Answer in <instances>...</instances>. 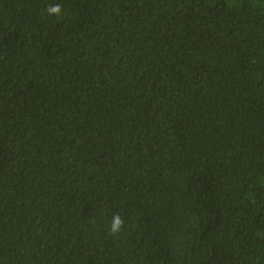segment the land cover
<instances>
[{
	"label": "trees",
	"instance_id": "trees-1",
	"mask_svg": "<svg viewBox=\"0 0 264 264\" xmlns=\"http://www.w3.org/2000/svg\"><path fill=\"white\" fill-rule=\"evenodd\" d=\"M0 264H264V0H0Z\"/></svg>",
	"mask_w": 264,
	"mask_h": 264
},
{
	"label": "clouds",
	"instance_id": "clouds-1",
	"mask_svg": "<svg viewBox=\"0 0 264 264\" xmlns=\"http://www.w3.org/2000/svg\"><path fill=\"white\" fill-rule=\"evenodd\" d=\"M44 12L49 17L59 18L62 16V5L59 3L49 4L44 9ZM124 225L125 221L121 215L118 213L113 214L111 217V222L108 225V235L113 237L118 236L121 233Z\"/></svg>",
	"mask_w": 264,
	"mask_h": 264
}]
</instances>
